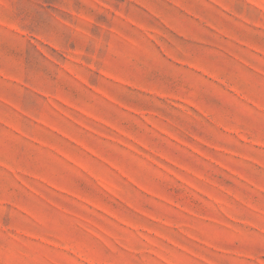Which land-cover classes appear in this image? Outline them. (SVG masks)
Here are the masks:
<instances>
[{
  "label": "rangeland",
  "instance_id": "rangeland-1",
  "mask_svg": "<svg viewBox=\"0 0 264 264\" xmlns=\"http://www.w3.org/2000/svg\"><path fill=\"white\" fill-rule=\"evenodd\" d=\"M0 264H264V0H0Z\"/></svg>",
  "mask_w": 264,
  "mask_h": 264
}]
</instances>
